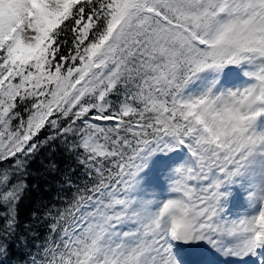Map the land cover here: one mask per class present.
<instances>
[{
    "label": "snow or ice",
    "instance_id": "1",
    "mask_svg": "<svg viewBox=\"0 0 264 264\" xmlns=\"http://www.w3.org/2000/svg\"><path fill=\"white\" fill-rule=\"evenodd\" d=\"M45 150L71 195L24 221ZM250 262L264 0H0V264Z\"/></svg>",
    "mask_w": 264,
    "mask_h": 264
},
{
    "label": "trees",
    "instance_id": "2",
    "mask_svg": "<svg viewBox=\"0 0 264 264\" xmlns=\"http://www.w3.org/2000/svg\"><path fill=\"white\" fill-rule=\"evenodd\" d=\"M49 152L47 150L41 152L40 156L35 160L31 166L32 175L28 177L29 191L24 193V199L21 202L20 207V219L28 221L32 219V214L42 216L50 208L60 207V201L58 197L61 195L70 196L71 193H61L58 191L59 178L54 174L46 172L44 164L47 163ZM57 160L61 167H66L71 164V161L64 153L58 150ZM43 161L44 163H41ZM74 166V165H73ZM41 235L46 234V230L40 227ZM19 258L18 246L13 252L11 258L14 262Z\"/></svg>",
    "mask_w": 264,
    "mask_h": 264
},
{
    "label": "rangeland",
    "instance_id": "3",
    "mask_svg": "<svg viewBox=\"0 0 264 264\" xmlns=\"http://www.w3.org/2000/svg\"><path fill=\"white\" fill-rule=\"evenodd\" d=\"M250 264H251V262H250Z\"/></svg>",
    "mask_w": 264,
    "mask_h": 264
}]
</instances>
